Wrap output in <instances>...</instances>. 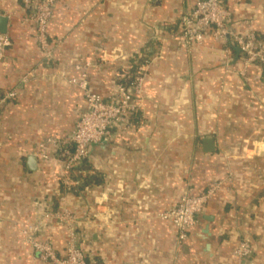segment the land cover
Segmentation results:
<instances>
[{"label": "crops", "instance_id": "0c3cea01", "mask_svg": "<svg viewBox=\"0 0 264 264\" xmlns=\"http://www.w3.org/2000/svg\"><path fill=\"white\" fill-rule=\"evenodd\" d=\"M195 1L57 0L47 26L48 59L29 7L0 0V31L10 38L0 89L18 91L14 103L0 108V264H49L27 238L32 225L64 254L65 223L43 218L60 208L63 192V163L57 144L47 140L67 139L85 111L82 90L68 81L80 75L75 66L108 99L135 64L145 75L138 111L127 128L89 145L73 176L85 185L65 200L88 258L264 264V62L244 68L230 39L207 36L186 46L178 20ZM226 6L231 30L264 40V0H226ZM204 138L213 139L211 150ZM29 155L36 158L33 170ZM216 183L187 238L178 241L176 227L160 213L183 194ZM243 239L251 246L245 259L235 254Z\"/></svg>", "mask_w": 264, "mask_h": 264}, {"label": "built area", "instance_id": "2783aa9c", "mask_svg": "<svg viewBox=\"0 0 264 264\" xmlns=\"http://www.w3.org/2000/svg\"><path fill=\"white\" fill-rule=\"evenodd\" d=\"M56 1L23 0L30 9L28 19L35 25L36 42L48 59L52 57V48L48 40L47 26ZM229 17L226 0H196L193 7L179 17L180 38L186 46H199L207 36L224 43L226 39H230L231 43L239 49L244 68L255 63H263L264 40L258 38L252 31L239 33L231 30L228 26ZM9 45V36L0 31V62ZM75 69L80 73L79 77H71L68 81L82 90L86 102L85 111L67 139L60 143L55 139L47 140L48 143L57 144L56 155L63 163L59 178L63 192L60 194V208L46 210L43 218L65 223L67 240L64 254L60 255L50 242L39 237L37 225H32L25 230L38 260L49 264H97L96 260L88 258L82 245L79 244L82 236L77 231L72 212L65 205L66 196L76 186L73 176L77 173L76 171L79 172L77 165H80L87 157L89 145L106 139L112 130H122L131 124L134 114L140 107L139 100L145 78L143 66L138 67L135 73H124L116 83L110 97L104 99L89 88L85 69L79 65L75 66ZM17 99L16 89H0V108L14 103ZM39 155L42 158L46 157L43 152ZM217 187L216 183L199 194L185 193L175 205L160 213L161 218L170 220L176 227L178 241L181 242L187 238L196 223L197 215L203 211ZM250 253L249 241L241 240L235 249V254L245 259Z\"/></svg>", "mask_w": 264, "mask_h": 264}, {"label": "water", "instance_id": "95a60500", "mask_svg": "<svg viewBox=\"0 0 264 264\" xmlns=\"http://www.w3.org/2000/svg\"><path fill=\"white\" fill-rule=\"evenodd\" d=\"M236 50L239 51L238 47H235ZM204 147L206 150H211L213 146V139L211 138H204L203 139ZM36 158L34 155L28 156V168L33 170L35 168Z\"/></svg>", "mask_w": 264, "mask_h": 264}, {"label": "trees", "instance_id": "16d2710c", "mask_svg": "<svg viewBox=\"0 0 264 264\" xmlns=\"http://www.w3.org/2000/svg\"><path fill=\"white\" fill-rule=\"evenodd\" d=\"M136 68H137V64L134 65V69H135V70H136ZM83 162H84V161H83ZM83 162H82L80 165H77V169H78V170H81V169H82V167H83V165H84ZM83 180H85V181L88 180L87 176H83ZM86 183H87V182H86ZM84 185H85V182H83L82 184H79V183H78V184L73 188V191H74V192H77V190L80 189L81 187H83ZM96 262H97V264H101L100 261H96Z\"/></svg>", "mask_w": 264, "mask_h": 264}]
</instances>
